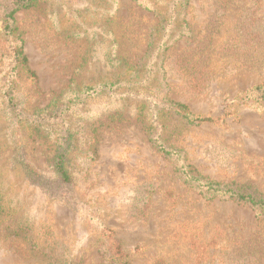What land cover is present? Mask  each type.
<instances>
[{
    "label": "rangeland",
    "instance_id": "obj_1",
    "mask_svg": "<svg viewBox=\"0 0 264 264\" xmlns=\"http://www.w3.org/2000/svg\"><path fill=\"white\" fill-rule=\"evenodd\" d=\"M8 1L0 0V8L6 9ZM238 1L224 12L218 0L189 1L185 18L192 35L173 47L166 45L159 87L168 90V100L186 105L193 115L216 120L183 132L195 176L202 183L248 184L264 195V99L249 107L251 100L244 93L264 84V57L258 72L236 66L242 57L227 50H237L230 36L243 18L252 13L264 25V0ZM163 2L39 0L37 6L17 11L13 19L37 78L36 85L26 80L24 86L18 84V100L29 108L53 107L58 100L66 102L71 90L110 78L117 53L137 62L145 54L148 30L158 20L153 10H163ZM193 52L203 57L207 68L193 75L195 85L176 62ZM4 83L0 80V89ZM116 88L69 115V124L84 125L83 117L122 108L114 96L122 88ZM2 101L0 95V105ZM128 104L133 114L135 105ZM2 113L0 197L13 218L27 227L25 239L0 231V264H100L99 250L104 251L108 237L120 243L129 264H190L191 234L217 254L210 264H257L250 258L264 250V220L246 205L210 199L196 183L195 191L187 188L171 163L150 147L139 124L99 131L98 157L86 166V174L75 175L69 195L76 204L70 207L26 181L12 159L18 142L30 167L44 177L52 175L50 150L42 139L33 149V137L27 139L18 128L13 133L5 120L8 115ZM82 146L72 151L77 154Z\"/></svg>",
    "mask_w": 264,
    "mask_h": 264
},
{
    "label": "trees",
    "instance_id": "obj_2",
    "mask_svg": "<svg viewBox=\"0 0 264 264\" xmlns=\"http://www.w3.org/2000/svg\"><path fill=\"white\" fill-rule=\"evenodd\" d=\"M133 1L138 3V0ZM151 1L155 2V5L158 4V0H149ZM189 1L164 0L163 10H153L158 20L154 27L149 28L145 54L137 62L130 61L128 56L117 53L115 72L110 78L103 77L94 85L71 90L72 96H67L66 102L58 100L54 102L53 107L48 104L44 108H38L37 105L29 108L22 103L18 100L19 94L16 88L19 83L24 86V80L36 85L37 78L29 69L21 33L15 25L13 16L19 10L37 6L39 0H10L6 9L0 8V80H6L0 89L3 100L0 111L8 115L4 119L13 133L18 128L24 132L27 139L33 137L31 141L33 149L36 140L42 139L43 146L45 143L50 150L47 162L52 175L44 177L30 167L20 151L23 147L18 142L19 148L14 150L16 154L12 159L30 185L41 189L46 195L59 200L64 205L74 207L76 201L69 195V191L77 176L82 177L81 175L86 174V166L98 157L99 131L117 124L133 123L139 124L150 147L171 163L174 175L187 188L195 191L196 183L199 189H205V193H210V199L217 198L246 205L261 220H264V195L254 186L237 183L230 185H220L215 182L202 183L198 175L195 176V169L189 163L187 151L183 145L186 137L183 132L203 124H214L216 120L193 115L186 105L168 100V90L164 92L163 88L159 87L161 83H159L158 72L162 68L164 53L168 49L166 45L172 43L169 47H173L180 38L190 39L192 35L185 18L190 10ZM218 3L224 12L230 3L239 4L240 2L218 0ZM251 14L247 20L243 18L237 24L230 36L236 42L233 45L237 50L226 48L242 57V62H236V66L240 65L253 71L257 68L255 71L259 72L261 70L259 65L264 57V25ZM178 59L176 61L179 64L178 70L185 75L186 79H189L191 84L195 85L196 78L193 75H202L207 70L205 60L201 56H195L194 52L190 57L185 54ZM162 80H164V74H162ZM142 85L146 87L142 95L138 96L137 90L142 88ZM114 87L122 88V92L114 93L117 100L124 104L122 108L115 107L105 113L104 110H100L95 118L83 117V121L87 120L84 125L69 124L67 119L69 115L81 112L83 107H88L96 100L95 98L111 92ZM244 93L246 98L251 100L249 107H252L264 99V84ZM83 100L85 102L80 105ZM128 102L135 105L133 114L132 106ZM41 127L46 129L44 134L41 132ZM80 144L83 145L82 148L77 154L74 153L72 150H77ZM39 145L42 146V143L40 142ZM26 227L23 221L13 218L0 197V231H3L5 236L25 239ZM188 245L192 250L190 264H210L215 260L217 254L209 250L207 245L197 241L194 234L189 236ZM99 252L100 264H129L128 255L122 251L120 243L110 240L109 237L104 251L99 250ZM250 259L257 264L264 262V250L256 254V258ZM155 264H164V262Z\"/></svg>",
    "mask_w": 264,
    "mask_h": 264
}]
</instances>
